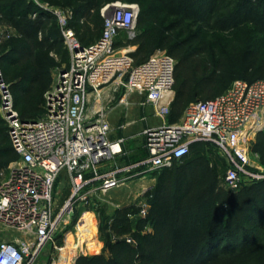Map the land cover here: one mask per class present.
<instances>
[{
  "label": "built area",
  "instance_id": "1",
  "mask_svg": "<svg viewBox=\"0 0 264 264\" xmlns=\"http://www.w3.org/2000/svg\"><path fill=\"white\" fill-rule=\"evenodd\" d=\"M109 7L102 8L101 36L89 44H83L70 25L72 9L52 10L70 60L56 71L45 92L41 117L23 119L0 77V114L19 154L10 174L0 180V221L22 234L0 241V264H31L47 245L49 264H75L76 256L55 255L63 216L94 194L108 193L145 179L147 172L152 176L153 171L171 166L190 152L195 141L212 142L226 156L229 166L224 179L231 190L264 177L252 169L259 158L252 150L253 140L264 129V79H236L223 93L190 102L180 120L170 122L176 59L159 49L136 62L132 52L137 46L117 42L136 36L138 4L118 1ZM134 92L144 96L142 105L154 107L161 122L144 129L146 156L119 166L115 162L122 139H110L109 114L117 104L129 105ZM64 170L71 175L72 195L56 213L53 189ZM149 207L146 198L141 202L143 217ZM127 240L136 244L133 238Z\"/></svg>",
  "mask_w": 264,
  "mask_h": 264
},
{
  "label": "trees",
  "instance_id": "2",
  "mask_svg": "<svg viewBox=\"0 0 264 264\" xmlns=\"http://www.w3.org/2000/svg\"><path fill=\"white\" fill-rule=\"evenodd\" d=\"M75 1L83 3L76 10L79 13L82 9L90 11L99 6L98 0ZM217 1L168 0V7L175 12L177 19L152 35L146 32L142 39L135 41L138 48L132 55L136 62L146 60L155 49L166 50L176 59L175 95L168 115L170 122L180 120L190 102L215 97L236 79L249 82L264 79L261 51L252 41L242 43L241 47H225L210 56L208 41L201 31L190 32L185 38L175 34L179 27L209 25L208 19L216 9ZM237 8L247 22L264 31V0H237ZM0 15L4 17L3 22L15 28L21 36L17 45L10 48V54L15 55L16 63L30 65L14 83L24 91L27 89L26 98L18 102L23 104L20 115L23 119L39 118L44 113L43 96L53 83L54 53L65 45L58 16L53 11L33 9V4L27 0H16L10 6L0 5ZM146 22L143 12L138 24L144 26ZM80 35L78 38L83 44L92 43L101 36L87 42L81 32ZM122 44L126 42H117V45ZM207 55L210 58L207 59ZM14 84L11 83V86ZM38 112L40 114L36 116ZM0 119L6 125L3 128L6 131L4 141L8 143L0 149L1 169L19 159V154L11 142L6 120L2 115ZM202 143L216 147L212 142L195 141L191 149L200 147ZM191 149L183 159L178 160L181 162L175 168L153 171V174L161 173L165 169L146 194L150 203L149 213L146 217L137 218L139 232L134 236L136 244L128 242L127 238H120L128 227L125 230L119 228V221L128 223L130 215L128 208L120 209L113 223L119 237L110 244L111 254H80L75 264L205 263L231 246L236 247L240 241H247L252 234L244 228L245 223L262 233L264 177L243 182L236 190L227 189L221 184L218 171L208 157L201 152L189 155ZM252 150L264 165V129L257 133ZM137 211L139 213L140 208ZM148 226L151 229L142 232Z\"/></svg>",
  "mask_w": 264,
  "mask_h": 264
},
{
  "label": "rangeland",
  "instance_id": "3",
  "mask_svg": "<svg viewBox=\"0 0 264 264\" xmlns=\"http://www.w3.org/2000/svg\"><path fill=\"white\" fill-rule=\"evenodd\" d=\"M14 1L16 0H0V5L2 7L10 6ZM27 1L31 2L33 4V9L37 10L45 9L52 11L59 9L65 12L68 11V9H72V26L77 36L79 35L81 37V32V34L85 36L87 42L96 40L101 34L104 23V16L102 14V8L104 6L110 5L109 10H111L113 4L118 1L136 3L139 7L138 19L143 12H145L147 17V22L144 26H140L137 20L135 26L136 36L131 39V43L126 42V44L129 45H136V49L138 48V43H135V41L142 39L146 32L152 35L160 28L169 26L177 19L175 12L168 7V0H98V7L90 11H84L82 9L80 13L76 10L83 6V3L75 0ZM216 4V9L209 16V25L191 24L179 27L176 29L175 34L178 37L185 38L190 32L196 30L201 31L208 41L210 56L214 54V52L225 47H241L243 46L242 43L248 44L252 41L260 48L261 56L264 61V31L246 21L245 17L238 11L237 0H218ZM3 18L4 17L0 15V77L10 88L13 107L21 113L23 104H18V102L26 98L25 91H27V89L24 91L14 83H16V80L20 79L24 71L30 68V65L26 62L16 63L15 55L13 53L10 54V48L17 45L18 41L21 40V36L15 28L3 22ZM221 18H223V22H221ZM78 30L80 32H78ZM93 35H95L96 38L91 39ZM156 50L159 49H155L154 52ZM209 55L206 56L207 59L210 58ZM54 59L53 77L59 68L69 64L70 50L66 43L59 52L54 53ZM11 83L14 85L11 86ZM129 98L131 102L130 106L132 107L135 99L142 100L143 95L134 92ZM44 103L45 96H43L42 101V104ZM1 105L2 93L0 91V107ZM126 109L127 108H125V111ZM39 114L40 112H38L36 116H39ZM133 116L138 117L139 115L136 112ZM5 126V123L0 119V149L8 144L4 141L6 138V131L4 132L3 128H6ZM131 131H134V129H130L127 132ZM119 133V131H114L111 135L116 136L119 135ZM142 143V138L128 142L126 145L127 148L136 147L137 150L132 149L122 162H128L129 160L143 157L146 154L145 149H138L139 147L141 148ZM195 152H201L208 157L211 165L218 171L221 184L228 189L229 187L224 179L229 166L226 156L220 153L217 146L214 147L206 143H202L200 147L197 148L192 147L189 155ZM179 162L181 161L175 160L167 169L175 168ZM255 162L256 167L252 169L260 174H264V165L259 161V158L255 159ZM15 165L16 160L11 162L7 167L1 168L0 180L6 178L10 174L11 167ZM164 170L162 172H164ZM161 173L157 172L151 176V173L147 172L143 180L129 182L108 193L94 194L87 202H77L74 211L66 213L60 221L55 237L56 245L58 246L55 255L60 256L63 252L64 256H76V258L80 254L105 253L107 256L110 255V244L119 237V234L117 235L116 231L113 229V223L120 209L128 208L130 212V215H127L129 218L128 223L123 220L119 221V228L126 229L128 227V231H123L120 234V238L135 239L134 236L139 232V228L136 226L137 218L138 216H142L141 202L146 199V194L150 190V188H148L149 185L156 184ZM71 195V175L68 171L64 170L56 179L53 189V207L56 213L62 210L67 201H69ZM138 208H140L139 213L137 211ZM244 228L249 230L252 234L247 241H240L236 247L231 246L218 254V256L211 261L205 263L197 262L194 264H264V230L261 233V230L247 223L244 224ZM150 229L151 228L148 226L143 229L142 232L149 231ZM21 235L22 234H19L7 224L0 221V241L20 237ZM49 248L51 247L47 245L41 251L42 259Z\"/></svg>",
  "mask_w": 264,
  "mask_h": 264
},
{
  "label": "crops",
  "instance_id": "4",
  "mask_svg": "<svg viewBox=\"0 0 264 264\" xmlns=\"http://www.w3.org/2000/svg\"><path fill=\"white\" fill-rule=\"evenodd\" d=\"M132 95V94H130ZM129 95V97H130ZM130 101V98H128ZM144 99V96H143ZM142 99V100H143ZM142 100L135 99L132 107L129 105H125L123 103L117 104L113 110L109 114V120L112 126V131L110 132V139H122L121 146L122 152L117 156V161L115 165H123L126 162H122V160L133 150H137L136 147L134 148H127L126 145L128 142L142 138L143 143L141 144V148L138 149H145L146 154L147 150L145 147V136H144V129L151 125H156L161 122V118L155 114V109L152 105H142L140 102ZM116 100H114L115 102ZM125 108L126 111H125ZM138 113V117H134V113ZM130 129H134V131L127 132ZM114 131H119V135L113 136L111 133ZM146 156V155H144ZM143 156V157H144ZM154 184H150L149 187H152Z\"/></svg>",
  "mask_w": 264,
  "mask_h": 264
},
{
  "label": "water",
  "instance_id": "5",
  "mask_svg": "<svg viewBox=\"0 0 264 264\" xmlns=\"http://www.w3.org/2000/svg\"><path fill=\"white\" fill-rule=\"evenodd\" d=\"M151 188V187H148ZM50 253H51V248H49L45 255L43 256L44 258H41V252L36 256L35 260L31 264H49V258H50Z\"/></svg>",
  "mask_w": 264,
  "mask_h": 264
}]
</instances>
